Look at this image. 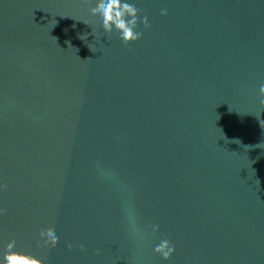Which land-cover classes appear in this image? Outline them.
<instances>
[{
	"label": "water",
	"instance_id": "water-1",
	"mask_svg": "<svg viewBox=\"0 0 264 264\" xmlns=\"http://www.w3.org/2000/svg\"><path fill=\"white\" fill-rule=\"evenodd\" d=\"M130 2L149 26L125 44L83 0H0V240L41 264H264V0Z\"/></svg>",
	"mask_w": 264,
	"mask_h": 264
},
{
	"label": "clouds",
	"instance_id": "clouds-1",
	"mask_svg": "<svg viewBox=\"0 0 264 264\" xmlns=\"http://www.w3.org/2000/svg\"><path fill=\"white\" fill-rule=\"evenodd\" d=\"M89 4L91 16L94 20L100 22V25L105 33H118L119 39L125 44L138 41L142 38L143 32L138 28L141 24L145 28L149 26L148 17L142 19L139 10L130 2V0H83ZM161 15H167V10L162 9ZM84 23L88 24L86 21ZM82 40H86V35H80ZM258 98L261 103H264V83L258 87ZM129 224L133 234L137 237L143 229H141L134 217L128 216ZM152 233H157L160 230L159 224H149L147 226ZM60 242L59 236L52 231H41L40 243L41 251L45 252L55 248ZM71 249V243L67 244ZM153 251L163 259L170 260L176 252L175 246L169 239H162L153 248ZM0 264H41L40 259L25 250L18 244L15 236L10 237L7 241L0 240Z\"/></svg>",
	"mask_w": 264,
	"mask_h": 264
}]
</instances>
